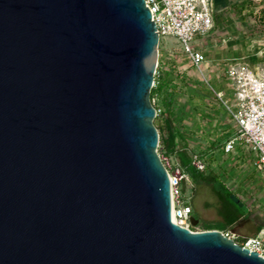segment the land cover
Segmentation results:
<instances>
[{
	"label": "water",
	"instance_id": "95a60500",
	"mask_svg": "<svg viewBox=\"0 0 264 264\" xmlns=\"http://www.w3.org/2000/svg\"><path fill=\"white\" fill-rule=\"evenodd\" d=\"M159 54L145 0H0V264H264L173 222Z\"/></svg>",
	"mask_w": 264,
	"mask_h": 264
},
{
	"label": "rangeland",
	"instance_id": "374dc122",
	"mask_svg": "<svg viewBox=\"0 0 264 264\" xmlns=\"http://www.w3.org/2000/svg\"><path fill=\"white\" fill-rule=\"evenodd\" d=\"M219 1L224 6L219 8L215 31L206 42L207 64L203 68L209 84L203 80L200 71L190 65L175 38L167 37L159 46V55L165 62L176 64L179 75L186 83L184 86L180 84L182 88L177 109L179 124L189 137L192 153H203L213 141L217 146L229 136H234V125L229 115L210 89V86L215 90L224 89L225 84L218 77H222L225 67L233 61L262 59L261 66L264 68V18H261L264 16V0ZM243 1L250 3L252 8L241 11L239 5ZM155 103L158 102L155 100ZM238 147L237 153L229 155L214 148L215 161L211 169L222 176L227 187L250 211L230 230L231 233L254 237L258 226L264 225V174L254 168L255 154L241 150L239 144ZM166 158L170 166L176 165L177 160L173 156ZM182 196L193 208L192 216L198 217L201 222L216 223L220 220L218 201L209 187L203 185L194 189L191 181L182 189Z\"/></svg>",
	"mask_w": 264,
	"mask_h": 264
},
{
	"label": "built area",
	"instance_id": "2783aa9c",
	"mask_svg": "<svg viewBox=\"0 0 264 264\" xmlns=\"http://www.w3.org/2000/svg\"><path fill=\"white\" fill-rule=\"evenodd\" d=\"M145 1L157 28L159 46L163 39L175 38L190 65L199 70L203 80L209 84L203 67L207 64L206 42L216 28L213 0ZM261 65L233 61L225 67L222 77H218L224 82V89L215 90L211 86L210 89L234 125V136L225 142L224 153H237L239 144L241 150L255 154L254 168L264 174V68ZM159 112L157 110V116ZM161 159L170 179L176 224L191 230L194 228L190 223L193 208L182 196V189L191 183V179L177 164L170 166L166 157ZM192 166L200 172L208 169V163L198 152L192 154ZM224 234L233 240L238 239L233 233ZM239 245L264 258V227L254 237L242 239Z\"/></svg>",
	"mask_w": 264,
	"mask_h": 264
},
{
	"label": "trees",
	"instance_id": "16d2710c",
	"mask_svg": "<svg viewBox=\"0 0 264 264\" xmlns=\"http://www.w3.org/2000/svg\"><path fill=\"white\" fill-rule=\"evenodd\" d=\"M239 7L241 11L247 10L249 7L252 8L250 3H247L246 1H243ZM250 14L253 13L250 12ZM217 15L218 12L215 13V17H217ZM261 18H264V16H261ZM245 62L249 63L251 66H256L263 63V60L252 59ZM165 66H168V69H165ZM180 84L182 86L186 85L183 77L180 76L177 71L176 64L174 62H165L163 57L159 56V64L155 76V86L151 91L152 102L153 100L158 102H153V105L157 110H160L155 119V125L160 136L159 154L162 158L173 156L177 160L176 164L187 175H189L193 183V188L196 189L203 185L209 187L218 201L217 212L220 220L216 223L201 222L197 227L192 228L191 230L196 231V229L200 227L201 231L219 230L227 233L250 214V211L246 213L244 209L240 208L231 200V196L234 195V192L227 187L222 176L211 169V164L215 161V149H218L222 154H225L224 145L231 136H229L221 145L216 146V141H213L208 149L203 153H200L204 161L208 163V169L206 172H200L192 166L193 153L190 151L189 137L179 124L180 116L177 105L179 102V91L182 88ZM261 229V226L258 227L257 233H259ZM235 241L240 244L241 239H236Z\"/></svg>",
	"mask_w": 264,
	"mask_h": 264
},
{
	"label": "crops",
	"instance_id": "0c3cea01",
	"mask_svg": "<svg viewBox=\"0 0 264 264\" xmlns=\"http://www.w3.org/2000/svg\"><path fill=\"white\" fill-rule=\"evenodd\" d=\"M213 2H214V5H215V10H216V13L218 12V14L220 13V10H219V8H222L224 5V3L223 2H221V1H219V0H213ZM223 3V4H222ZM264 227V225H259L258 227ZM234 228V227H233ZM229 232L231 233V231L229 230ZM233 234H235L236 236H238V239H244L245 237L244 236H242V235H240V234H236V233H233ZM257 234V233H256Z\"/></svg>",
	"mask_w": 264,
	"mask_h": 264
},
{
	"label": "bare ground",
	"instance_id": "6f19581e",
	"mask_svg": "<svg viewBox=\"0 0 264 264\" xmlns=\"http://www.w3.org/2000/svg\"><path fill=\"white\" fill-rule=\"evenodd\" d=\"M172 220H173L174 223H176V220H175V218L173 216V209H172Z\"/></svg>",
	"mask_w": 264,
	"mask_h": 264
},
{
	"label": "flooded vegetation",
	"instance_id": "af4514ba",
	"mask_svg": "<svg viewBox=\"0 0 264 264\" xmlns=\"http://www.w3.org/2000/svg\"><path fill=\"white\" fill-rule=\"evenodd\" d=\"M195 218L199 220V218H198V217H195ZM199 223H201V221H200V220H199Z\"/></svg>",
	"mask_w": 264,
	"mask_h": 264
}]
</instances>
